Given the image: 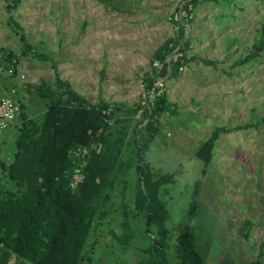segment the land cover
<instances>
[{
	"label": "rangeland",
	"instance_id": "1",
	"mask_svg": "<svg viewBox=\"0 0 264 264\" xmlns=\"http://www.w3.org/2000/svg\"><path fill=\"white\" fill-rule=\"evenodd\" d=\"M6 3L0 0V49L13 51L19 67L7 77L0 63V80L16 88L28 116L36 119L44 102L26 84L56 85L60 79L91 103L105 99L132 106L146 94L151 99L153 92H144V73L161 43L176 37L174 21L181 22L177 10L184 2L20 0L10 12ZM190 13L182 40L189 41L186 56L214 63L189 61L175 76L157 82L176 105V114L161 117L160 131L144 153L156 172L174 175L161 192L171 236L166 258L176 264L174 236L188 225L203 264H247L258 257L264 264V57L233 65L258 36L264 0H197ZM18 31L47 55L46 62L23 55ZM177 49L166 62L176 58ZM219 128L227 132L219 131L202 173L195 152ZM16 134L15 127L0 133V160L11 161ZM134 174L128 170L119 176L108 214L91 232L86 251L93 264H142L147 256L150 241L140 218L120 230L119 204L132 203ZM192 200L197 210L189 215ZM121 236L132 238L124 244Z\"/></svg>",
	"mask_w": 264,
	"mask_h": 264
},
{
	"label": "trees",
	"instance_id": "2",
	"mask_svg": "<svg viewBox=\"0 0 264 264\" xmlns=\"http://www.w3.org/2000/svg\"><path fill=\"white\" fill-rule=\"evenodd\" d=\"M19 3L20 0H7V11ZM196 3L197 0H190V8ZM191 9L188 4L182 7L188 15ZM184 21L187 18H182V23L174 21L178 28L176 37L161 43L144 73V92H153L151 99L146 94L132 106L105 99L91 103L60 79L56 85L44 81L26 84L27 91L44 102L45 110L39 118H31L19 100L15 150L11 161L0 160V264H93L86 251L87 241L108 214L106 206L119 176L128 170L135 173L136 185L132 203L121 200L119 204L120 230H128L131 220L140 218L150 241L142 264H169V211L161 200V192L164 195L163 189L173 183L174 175L156 172L145 162L144 153L160 131L161 117L176 114V105L156 84L175 76L178 68L189 61L214 63L198 55L187 58L189 41H182ZM11 22L20 29L15 21ZM17 36L24 56L48 60L47 55L28 44L23 33L18 31ZM176 48V58L166 62ZM262 57L264 22L247 52L233 65L242 66ZM14 58L17 56L13 51L0 49V63L5 70L16 67ZM222 130L227 132L225 128L213 131L195 152V158L203 164L202 173L211 161L214 141ZM196 210V202L190 201L188 214L193 215ZM247 225L242 229L246 233ZM131 238L121 236L120 241L127 244ZM194 240L188 225L174 236L176 264H203L194 250ZM247 264L262 263L258 257Z\"/></svg>",
	"mask_w": 264,
	"mask_h": 264
},
{
	"label": "built area",
	"instance_id": "3",
	"mask_svg": "<svg viewBox=\"0 0 264 264\" xmlns=\"http://www.w3.org/2000/svg\"><path fill=\"white\" fill-rule=\"evenodd\" d=\"M183 2L184 6L188 4L190 10V0H183ZM182 7L180 8L181 11L179 13V19L182 20V17L188 19L189 15L182 11ZM16 66L19 67V65ZM15 68L16 67H9L8 69L3 70L4 75L7 77H12ZM20 110V102L17 97L16 88H0V133L17 125L19 121Z\"/></svg>",
	"mask_w": 264,
	"mask_h": 264
},
{
	"label": "crops",
	"instance_id": "4",
	"mask_svg": "<svg viewBox=\"0 0 264 264\" xmlns=\"http://www.w3.org/2000/svg\"><path fill=\"white\" fill-rule=\"evenodd\" d=\"M5 83L0 80V88L1 89H7L9 86L4 85Z\"/></svg>",
	"mask_w": 264,
	"mask_h": 264
},
{
	"label": "water",
	"instance_id": "5",
	"mask_svg": "<svg viewBox=\"0 0 264 264\" xmlns=\"http://www.w3.org/2000/svg\"><path fill=\"white\" fill-rule=\"evenodd\" d=\"M169 69V68H168Z\"/></svg>",
	"mask_w": 264,
	"mask_h": 264
}]
</instances>
